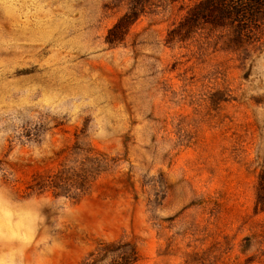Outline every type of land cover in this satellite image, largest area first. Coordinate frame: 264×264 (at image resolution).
I'll use <instances>...</instances> for the list:
<instances>
[{
  "label": "rangeland",
  "instance_id": "rangeland-1",
  "mask_svg": "<svg viewBox=\"0 0 264 264\" xmlns=\"http://www.w3.org/2000/svg\"><path fill=\"white\" fill-rule=\"evenodd\" d=\"M199 1L0 0V184L48 201L0 264H264V34L169 42Z\"/></svg>",
  "mask_w": 264,
  "mask_h": 264
},
{
  "label": "trees",
  "instance_id": "trees-1",
  "mask_svg": "<svg viewBox=\"0 0 264 264\" xmlns=\"http://www.w3.org/2000/svg\"><path fill=\"white\" fill-rule=\"evenodd\" d=\"M137 18L134 10L120 17L107 34L109 45L121 44ZM205 29L209 31V37H216L215 42L223 51L246 56L250 47L264 34V0H201L170 31L168 40L172 43L186 41ZM50 186L56 195L62 194L57 191L61 187L60 179L54 180ZM255 210L264 211V172L258 184ZM119 257L113 264H134L138 260V252L133 247Z\"/></svg>",
  "mask_w": 264,
  "mask_h": 264
},
{
  "label": "clouds",
  "instance_id": "clouds-1",
  "mask_svg": "<svg viewBox=\"0 0 264 264\" xmlns=\"http://www.w3.org/2000/svg\"><path fill=\"white\" fill-rule=\"evenodd\" d=\"M42 200L44 198L35 196L23 199L15 198L7 184H0V207L6 214L12 216L17 229L29 227L32 232H35L39 225L46 221L47 217L44 215L43 208L48 201L41 204ZM34 204L39 206L33 207ZM53 250L49 249V251Z\"/></svg>",
  "mask_w": 264,
  "mask_h": 264
}]
</instances>
